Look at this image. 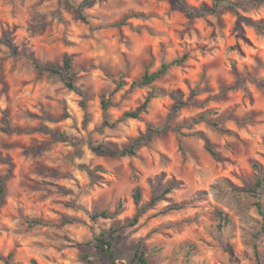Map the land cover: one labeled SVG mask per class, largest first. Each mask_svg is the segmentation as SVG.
Wrapping results in <instances>:
<instances>
[{
	"label": "rangeland",
	"instance_id": "1",
	"mask_svg": "<svg viewBox=\"0 0 264 264\" xmlns=\"http://www.w3.org/2000/svg\"><path fill=\"white\" fill-rule=\"evenodd\" d=\"M182 1L0 0V264H110L100 237L115 264L138 244L152 264H264V181L251 192L264 174V0ZM184 54L146 114L105 125L144 101L149 87L132 82ZM65 56L84 97L33 65ZM201 115L221 130L183 127ZM149 127L164 132L133 157L93 150L129 147Z\"/></svg>",
	"mask_w": 264,
	"mask_h": 264
},
{
	"label": "trees",
	"instance_id": "2",
	"mask_svg": "<svg viewBox=\"0 0 264 264\" xmlns=\"http://www.w3.org/2000/svg\"><path fill=\"white\" fill-rule=\"evenodd\" d=\"M175 2L177 4H179L182 9H187L182 0H175ZM219 4H220L219 1H216L215 7L218 8ZM133 17H136V16H133ZM237 17L239 19H243V17L240 15H238ZM119 25H125V22L123 21ZM254 27L258 30V29H261L262 25L261 24H254ZM187 58H188V55L184 54L179 59H174L170 62H163L157 70H155L153 72L146 71L138 80H135L134 82H132V84L130 86L131 89L149 87V92H148L147 96L145 97L144 101L139 106H137L134 110L124 112L121 115V117L112 124H110L107 120H105V125L109 126V127H114L117 123L127 121V120H137L143 114H146L148 112L149 105H150L151 101L153 99L159 98L165 94L164 92H162L161 90H158L157 88H155L153 86L154 82H156L157 80L164 77L170 71V69H172L173 67L181 66L183 63H185ZM33 65L40 70L47 71L49 73L61 76V78L63 79L64 84H65L67 89L75 92L76 94L80 95L81 97H84V93H82L75 86L74 77H73V74L71 71V60L69 57L65 56L63 58L61 67L50 66V65H46V64H40L37 62H33ZM124 86H125V82L122 79H120L119 81L116 82V86H115V89L113 90V93L121 90ZM82 105L84 107V104H82ZM110 106H112V101L110 99H106L105 96L103 95L101 98V109H102V111L106 112ZM177 107H181V106H177ZM199 122H206L213 129L221 130L220 124L217 121L207 120L206 115H201L198 120H193L189 124H185V126H183V127L191 128V123L195 124V123H199ZM3 131L8 132L7 128H3ZM163 132H164L163 129H157V128L149 127V128H147L145 135H142V136L136 138L135 140H133L129 147H124V148L119 149V150H113L111 148H106V147H103L102 145H98V146H94L93 150L100 152V153H105L107 151H111L113 154L120 156V157H133L137 154L138 149L144 145L145 142H143V141H147V140L150 141V139L153 135L160 136L161 134H163ZM205 148L208 151V153L214 159L217 158V153L213 150V148L210 145H208L206 143ZM258 174H260V172ZM5 179H6V177L3 179H0V199L2 198L3 193H4L3 183H4ZM263 181H264V174H261L256 179V181L254 183L255 190L251 191V192L257 194L258 197H259L258 189L263 188V185H262ZM173 188H174V184L173 183L169 184L163 190L162 195L170 193L173 190ZM159 199H160V197H153L151 199L149 205H153ZM133 201L136 205H138L141 201V192L138 188H136L134 191ZM122 204H123L122 201H119L117 203V205L114 209L113 215H116L120 212V210L122 208ZM255 207L257 208L258 213H262L260 202H256ZM169 209H178V208H169ZM217 215H218L217 229L219 231H222L223 229H225L226 226H228L230 224V220H229L228 216L223 214L222 212H218ZM139 216H140V214L137 213L133 217L132 221L130 222V225H135L137 223ZM92 218L93 219H97V218L105 219V218H109V214H108V211L103 210V211L95 213L92 216ZM111 239H112V237H111ZM95 241H96L95 242V248L107 257L110 264H115L112 241L109 239L103 238V237L96 238ZM87 257H88L87 255H84V256H82V259L86 261ZM4 262H5V264H17V263L12 262V254H9L5 258ZM32 264H35V262H32ZM131 264H152L147 253L142 249L141 245H139V244L135 247V250H134V253H133V256L131 259Z\"/></svg>",
	"mask_w": 264,
	"mask_h": 264
}]
</instances>
